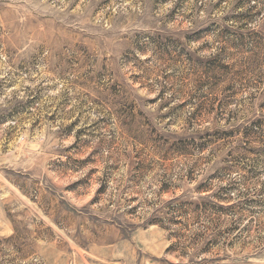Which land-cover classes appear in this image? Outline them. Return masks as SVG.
Returning <instances> with one entry per match:
<instances>
[{
	"label": "rangeland",
	"instance_id": "rangeland-1",
	"mask_svg": "<svg viewBox=\"0 0 264 264\" xmlns=\"http://www.w3.org/2000/svg\"><path fill=\"white\" fill-rule=\"evenodd\" d=\"M217 177L264 193V0H0V264H264L242 187L150 224Z\"/></svg>",
	"mask_w": 264,
	"mask_h": 264
},
{
	"label": "trees",
	"instance_id": "trees-1",
	"mask_svg": "<svg viewBox=\"0 0 264 264\" xmlns=\"http://www.w3.org/2000/svg\"><path fill=\"white\" fill-rule=\"evenodd\" d=\"M161 166L163 169L162 177H163L164 183L162 184L158 192V197L162 196L164 193L171 192L172 189H176L179 187L175 184V182H172V169L176 165L174 166L173 164L168 163L167 160H164ZM142 168H144V166L143 167L139 166V170H141ZM194 169L195 168L193 167L192 170ZM183 170L184 168H179L178 175L180 176H178L179 177L178 180H185L187 178V174L183 173L184 172ZM192 170L190 172H192ZM252 179L249 177H246V178H243L239 182L229 183L224 186L221 185L220 187H218V190L214 191L213 189H215V186H217L215 181L221 182L223 179L220 177L211 178V180L199 185V187L197 188L199 195L202 196V194L205 193V196L201 197L202 201L196 202V203L193 201L184 202V201H181L179 198H175L169 202L163 203L161 199L158 198V200L156 201V204L161 202L160 204L161 206L157 208V212H159V214H161L162 216L156 215L154 218L151 219L150 224L156 223V224H160L165 229H170L171 225L181 223V220H179V217H182L186 213H188L190 211L188 210L189 205H194V204H195L194 209H192L191 211L200 212L201 214H214V215L217 214L220 217L216 221L221 220L223 216L229 215L228 211H230V209L237 208L238 204L240 203V202L235 203L234 196H232L233 195L232 193L234 191L239 190L238 187H242V190L238 192L239 194H237V199H240L241 201H243V204H241V207H243L244 203L248 205H253L256 207L264 206V193L259 192L257 194L258 190L255 184L254 186L252 185V183H255L254 182L255 180L256 182H258V179H254V180ZM133 181H135V179H133ZM136 185H138V182H136ZM138 192H136L138 195L128 198L127 199L128 202H131L132 200L137 199L140 193ZM99 193L100 191L98 192V194ZM172 193L174 195L175 192H172ZM254 195H258L260 198H257V199L252 198ZM244 197L246 198L245 200L242 199ZM138 208L139 207L133 206L129 210L130 212L132 211L135 213L138 211ZM210 221H213V220H210ZM237 223L235 226H233V228L225 232V233H228V235L225 236V239L233 238V239L238 240L245 235L244 230L240 231L239 234H235L237 230L240 229L239 228L240 226ZM173 235L179 239L183 237L182 233H179V232ZM249 236H251V234L246 235V237H249Z\"/></svg>",
	"mask_w": 264,
	"mask_h": 264
}]
</instances>
